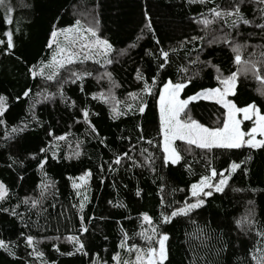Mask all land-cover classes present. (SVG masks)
<instances>
[{
    "label": "trees",
    "instance_id": "1",
    "mask_svg": "<svg viewBox=\"0 0 264 264\" xmlns=\"http://www.w3.org/2000/svg\"><path fill=\"white\" fill-rule=\"evenodd\" d=\"M236 3L239 0H5L0 6V40L4 41L0 44V95L6 98L7 109L0 117L4 120L0 124V183L7 194L0 200V240L8 251L0 248V264H114L112 257L121 251L125 233L129 246L145 247L140 233H151L152 227L169 237L165 264H253L250 252L264 246L258 245L260 237L256 235L264 231V149H214L205 154L195 147L185 151L177 141L182 159L165 166L158 146V90L164 81L191 77L182 98L217 87L218 73L212 65L225 76L237 68L230 45L219 39L224 36L233 44L246 45L241 50L243 59L264 60V29L257 27L264 24V4L258 0L240 5L248 25L229 27L235 17L217 19L207 29L198 23L204 17L212 19L210 9L231 10ZM6 6L13 9L11 24L4 22ZM80 17L99 20L98 35L112 44L115 54L109 58L113 63L72 65L51 81L33 78L29 68L51 59L47 42L53 26L64 28ZM149 22L151 30L146 27ZM6 31L12 33L14 47L10 51H6ZM193 36L203 39L192 41ZM213 37L217 39L209 43ZM161 49L169 52V63L157 76ZM182 68L187 71H178ZM137 70L149 84L157 78L153 95L145 97V113L129 112L114 119V102L93 97L110 92L120 102L115 105L119 109L129 103L135 106L137 101L129 93L143 95L144 83L136 79ZM71 71L92 75L72 83ZM105 72L112 74L111 82L103 74L98 78ZM259 88L264 86L251 74L241 75L230 99L238 107L255 102L264 113ZM29 89V96L24 97L23 92ZM85 109L88 123L83 118ZM186 111L207 127L222 126L224 109L215 102L193 101ZM243 125L247 130L252 122ZM13 128L24 130L13 132ZM57 136L65 139L57 141ZM42 148L46 151L41 152ZM76 151L79 157L74 155ZM117 155L122 157L119 165L114 163ZM248 156L251 160L231 175L223 192L202 197L205 203L188 215L161 222L162 214L170 215L193 201L191 184L209 174V166L222 171ZM45 159L41 170L40 161ZM85 172L91 173L87 186L74 189L73 181L77 183ZM45 185L49 187L45 189ZM83 195L88 201L80 212ZM33 200L39 203L33 206ZM13 210L16 215L11 214ZM143 214L150 217L151 224L143 220ZM81 217L87 228L83 234L79 231ZM245 217L254 223L251 230L246 223H236ZM29 235L42 256L30 255ZM72 235L81 239L88 255L75 251L66 239ZM69 252L73 255H67Z\"/></svg>",
    "mask_w": 264,
    "mask_h": 264
},
{
    "label": "snow or ice",
    "instance_id": "2",
    "mask_svg": "<svg viewBox=\"0 0 264 264\" xmlns=\"http://www.w3.org/2000/svg\"><path fill=\"white\" fill-rule=\"evenodd\" d=\"M200 3H204L205 0H199ZM245 0H239V3H236L231 10H220L218 7L210 9L212 14V19L207 17L202 18L198 21L205 26V29L209 25L213 24L217 19L227 18L231 19L229 27L235 28L240 23L244 25L250 24V21L244 18L240 10V5L243 4ZM258 3L264 4V0H258ZM5 5V0H0V6ZM13 12L12 7L6 6V15L4 17V22L7 24L12 23L11 14ZM262 14H264V9H261ZM145 18L147 20V13H145ZM264 18V16H262ZM146 27L151 30L150 22L146 24ZM257 27L264 29V24H258ZM99 29V20L95 17L92 18L91 23L84 24L81 19L77 18L74 20L70 26L64 28H57L55 25L52 28L50 37L47 42V48L51 50V59L47 62H41L38 66H33L29 68V73L33 78L40 76L47 81L53 80L57 77L59 70L65 68L68 65H74L77 62L83 63L87 60H94L95 63L100 64L101 60L96 59L97 57L103 58L104 64H112L113 60L109 58V53L112 52L113 46L107 40L100 38L98 35ZM4 36L7 37L6 51L13 49V39L11 32H4ZM198 39H203V37L193 36L192 41ZM217 38L213 37L212 41L209 43L215 42ZM223 43L229 44L231 47L232 53H234V63L237 66L236 71H232L229 75L225 76L220 73L219 67L212 65L218 73L216 76L217 87L212 88H203L200 91H197L194 95H189L186 98L181 97L183 90L192 82V78L181 79L177 82H174L172 79H168L163 82V86L158 90V108H159V135L161 140L159 142V148L162 149V159L165 166L176 165L181 159V153L177 146V141L183 142L181 147H184L185 151H189L192 146H195L196 149L204 150L205 154L212 152L214 149L221 150H239L243 148L248 149H264V113L257 107L256 103H249L244 107H238L233 100L229 99V96L236 94L239 77L241 75L247 77L248 74H251L260 85L264 86V60L254 61V60H245L242 58L241 50L246 45L233 44L229 41L227 36L221 37ZM159 43V41H156ZM4 41L0 40V44H3ZM135 45H132L134 47ZM172 51H175L174 49ZM123 54V50L121 52ZM148 55H152L151 52H148ZM264 56V53L261 54ZM159 59L162 61L157 65V76L159 72L165 69L166 65L169 63V52L160 50ZM198 59V58H197ZM191 63H196V61H191ZM208 63V62H206ZM103 66V65H102ZM178 71L185 72L187 69H179ZM91 72H76L71 71L72 83H75L77 80H83L85 76H91ZM107 76L111 82L112 74L110 72H105L103 74ZM136 79L144 81L142 93H129V96L137 101L135 106L131 103L126 105L124 110L116 107V104L120 102L116 100L115 96H112L109 92L108 96H105L104 93H100L99 96H94V99L100 98L104 102H107L110 98L114 103L111 107V113L113 118H119L121 116L127 115L129 112L143 115L147 107L146 96L153 95V89L157 85V78L154 76L152 78L151 84H149L142 73L137 70ZM30 89L23 92L24 97H28L30 94ZM81 91L83 89L81 88ZM258 93L264 97V88L257 89ZM60 98L63 101L65 99L63 92L60 91ZM39 95V93H37ZM55 95V94H53ZM51 96H45V99H51ZM200 99L212 100L216 104L220 105L224 109V118L222 121V126L216 127H207L204 124L198 122L196 119H193L191 115L186 111L190 102L197 101ZM7 109L6 98L0 95V117H2ZM242 114L243 121H251L252 126L247 130L243 131L241 129L242 120L238 118ZM83 118L85 123H88L89 112L87 109L83 110ZM35 119V116H33ZM4 120L0 119V124H3ZM139 127V126H138ZM24 128H13V132L23 131ZM92 132L95 133L96 129L93 126ZM48 135H52L51 132ZM98 135V134H97ZM257 137H260L257 139ZM64 136H57L55 140L60 141L64 140ZM101 143L104 141L101 140ZM151 143V141H149ZM41 152H45V149H40ZM76 157H79L80 152L76 151L74 153ZM123 156H127V153H124ZM55 154L53 153V159H55ZM122 157L117 155L114 163L119 165L121 163ZM248 160H251V156L245 158V160L237 163L235 161L231 162L228 167L222 171H218L216 168L209 166L208 173L202 175L199 180L191 184V196L195 199V202L185 203L183 207L176 208L171 212L170 215L162 214V223H169L171 219L179 215H188L193 210L200 208L205 200L202 197H209L213 195V192L221 193L224 191V188L228 185L231 175L236 172V170L241 168V164L246 163ZM45 160H41L39 167L41 170L44 168ZM210 165V161H209ZM227 172V175H225ZM246 174V173H245ZM90 172H85L83 175L78 177L80 181L77 184L73 181L72 187L74 189H80L82 186L86 187L88 183V178L90 177ZM219 177L217 180L216 178ZM71 179V178H70ZM45 189L49 185L44 186ZM7 194V188L3 183H0V200H3ZM77 196H81L80 191H77ZM137 196L140 195V192L137 191ZM44 196V192H41V197ZM88 201V196L83 195L82 200L79 204L80 212H83L85 208V202ZM27 203V201H25ZM39 201L33 200V206ZM163 203V200L161 201ZM7 212L8 209H2ZM13 215H16L15 210L12 211ZM91 219V218H89ZM84 218L81 217V226L80 233L83 234L87 231L83 223ZM143 220L151 224V219L147 214H143ZM237 225L240 226L242 223H246L248 230H251L254 227V223L248 217L244 218V221L238 220ZM244 230V229H242ZM260 240H258V245H264V231H258L256 233ZM142 239L146 241L145 247H139L136 244L129 246L126 242L129 239L125 233L123 238L120 241L119 247L125 250L127 253H135L134 259H123L120 256V253L113 255L112 260L116 264H165V261L168 259V250L166 248V241L169 237L167 234H162L157 231L156 227L151 228V233L142 231L140 233ZM68 241L72 242L75 251L80 252L83 255H88L84 251L85 245L78 236L72 235L66 238ZM26 244L28 247L33 248V253L36 256H42L43 254L34 248V237L31 235L27 236ZM158 245V246H157ZM55 247V245H53ZM0 248H3L5 251H8L7 245L3 240H0ZM59 251V249H57ZM9 254H13L9 252ZM251 259L253 264H264V246L255 247L254 250L250 252ZM67 255H73L72 252L67 253ZM94 264L96 262L94 261Z\"/></svg>",
    "mask_w": 264,
    "mask_h": 264
},
{
    "label": "rangeland",
    "instance_id": "3",
    "mask_svg": "<svg viewBox=\"0 0 264 264\" xmlns=\"http://www.w3.org/2000/svg\"><path fill=\"white\" fill-rule=\"evenodd\" d=\"M79 19H81V21H82V23H84V24H89V23H91V21H92V19L91 18H89V17H80ZM113 54H115L114 53V51H112L111 53H109V56L110 55H113ZM121 54V53H120ZM122 55V54H121ZM96 59H100L101 60V64H103V58L102 57H97ZM88 62H94V60H87V61H84L83 63H80V62H77V63H75L74 65L76 66H79V64L80 65H82L83 67H85L86 66V63H88ZM95 63V62H94ZM72 65H68V66H66L65 68H63V69H60L59 70V73H58V75L59 74H61L66 68H70ZM80 72V71H79ZM68 74H71L70 72L68 73ZM102 74H104V73H99V75H98V78H102L101 77V75ZM106 80H107V78H105ZM229 99H230V96L228 97ZM204 100V99H203ZM207 101H211V102H214V101H212V100H207ZM157 108H158V104H157ZM158 114H159V108H158ZM238 118H240L241 120H242V114L240 115V116H238ZM244 122H246V121H243L242 120V124H241V129L243 130V131H247L246 129H244ZM260 137H257V139H259ZM178 142H180V141H178ZM183 143V142H182ZM192 147H195V146H192ZM225 175H227V172H225ZM219 179V178H218ZM217 179V180H218ZM80 183V181L78 180V182H77V184H79ZM84 188V186H82L81 188H80V190H82ZM191 188V187H190ZM189 192H190V195H191V191H190V189H189ZM192 197V196H191ZM193 198V197H192ZM195 199L196 198H193V201L192 202H195ZM191 202V203H192ZM120 253V256H121V258H122V260L123 259H134V257H135V253L133 252V254L131 253V254H129V253H127L125 250H123V249H121V251L119 252ZM94 264V263H93ZM96 264H99L97 261H96ZM114 264H116V262L114 261Z\"/></svg>",
    "mask_w": 264,
    "mask_h": 264
}]
</instances>
